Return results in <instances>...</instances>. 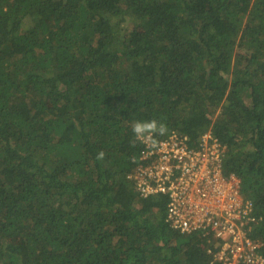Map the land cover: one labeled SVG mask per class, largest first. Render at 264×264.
Listing matches in <instances>:
<instances>
[{"label":"trees","instance_id":"16d2710c","mask_svg":"<svg viewBox=\"0 0 264 264\" xmlns=\"http://www.w3.org/2000/svg\"><path fill=\"white\" fill-rule=\"evenodd\" d=\"M151 119L226 145L264 254V0H0V264H209L129 178Z\"/></svg>","mask_w":264,"mask_h":264},{"label":"built area","instance_id":"2783aa9c","mask_svg":"<svg viewBox=\"0 0 264 264\" xmlns=\"http://www.w3.org/2000/svg\"><path fill=\"white\" fill-rule=\"evenodd\" d=\"M144 143L129 175L140 196H168L165 221L182 234L206 237L209 264H264L263 242L252 236L261 217L241 191L240 178L223 168L226 145L211 130L195 144L172 132Z\"/></svg>","mask_w":264,"mask_h":264},{"label":"clouds","instance_id":"9594fccd","mask_svg":"<svg viewBox=\"0 0 264 264\" xmlns=\"http://www.w3.org/2000/svg\"><path fill=\"white\" fill-rule=\"evenodd\" d=\"M132 132L134 135V141L150 144L155 146L157 144V137L164 136L168 133V128L165 123L156 119L151 120H137L132 124ZM105 153L100 151L97 154L98 159H103Z\"/></svg>","mask_w":264,"mask_h":264}]
</instances>
